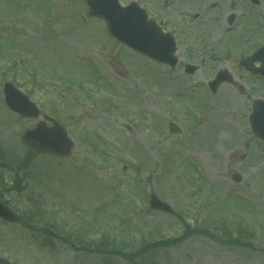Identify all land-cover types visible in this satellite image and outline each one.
<instances>
[{
	"label": "rangeland",
	"instance_id": "rangeland-1",
	"mask_svg": "<svg viewBox=\"0 0 264 264\" xmlns=\"http://www.w3.org/2000/svg\"><path fill=\"white\" fill-rule=\"evenodd\" d=\"M154 2L178 43L176 69L113 39L83 0H0V182L25 187L0 188V199L26 217L0 221V256L16 264H264V141L248 122L264 87L239 65L264 43V0L252 12L263 33L244 13L248 0ZM186 63L200 69L186 74ZM224 68L244 92L228 83L210 92ZM5 81L67 128L71 157L21 165L32 154L20 136L36 119L6 107ZM150 193L174 213L151 210ZM101 233L140 254L105 257ZM35 235L52 245L40 247Z\"/></svg>",
	"mask_w": 264,
	"mask_h": 264
},
{
	"label": "water",
	"instance_id": "water-1",
	"mask_svg": "<svg viewBox=\"0 0 264 264\" xmlns=\"http://www.w3.org/2000/svg\"><path fill=\"white\" fill-rule=\"evenodd\" d=\"M89 13L100 17L106 21L109 32L127 46L142 54H147L152 59L167 63L175 67L178 59L175 56L176 42L170 33L162 32V29L149 20L146 12L134 4L122 7L118 0H86ZM264 54V47L258 51L254 57L243 60L241 63L251 69L250 63L254 62L258 56ZM112 66L120 75L125 74V69L112 62ZM196 67L189 65L186 67L188 73H193ZM231 81L224 72L220 71L217 78L211 81L210 85L215 91L223 81ZM6 104L19 114L28 117H37L39 111L29 98L19 91L12 83H6L4 88ZM255 113L252 116L254 132L264 138V102L257 101L254 105ZM68 137L67 131L54 121L53 126H47L45 122L39 121L34 128L27 129L22 136L23 143L33 148L39 153H49L61 156H69L73 147V142ZM233 179L239 181L240 175L233 174ZM150 205L154 209L171 212L170 206L152 194ZM0 217L11 222H16L19 217L6 205L0 202ZM0 264H4L0 260Z\"/></svg>",
	"mask_w": 264,
	"mask_h": 264
},
{
	"label": "trees",
	"instance_id": "trees-1",
	"mask_svg": "<svg viewBox=\"0 0 264 264\" xmlns=\"http://www.w3.org/2000/svg\"><path fill=\"white\" fill-rule=\"evenodd\" d=\"M238 232L239 233L240 232H245L246 233V230H242V228L240 227V229L238 230ZM238 236H239V237H237L238 238V241H236V243L239 242V240L241 238L240 237L241 235H238ZM176 238H179V236H176L174 238H171L170 240H167V242H170V244L171 243L173 244V243H175V241H172V240H175ZM237 238H235V240ZM119 241L120 240H117L115 238V236H112V235L107 234V233H103V234L101 233L100 239L97 240V242L99 243L98 247H107V248L109 247V248H108V250H104V249L101 250L100 253L105 254V255H108V256H112V255H114V256H117V255L118 256H122L123 255V256H126L128 259H131V260L133 259V258H131L132 256H135V255H139L140 254V253H135V254L126 253V251L122 250V248L124 247V244L125 243H123V242L122 243H119ZM229 242H231V241H229ZM118 244H120V245H118ZM107 248H105V249H107ZM152 248H156V245L150 243V250ZM152 250H155V249H152Z\"/></svg>",
	"mask_w": 264,
	"mask_h": 264
},
{
	"label": "flooded vegetation",
	"instance_id": "flooded-vegetation-1",
	"mask_svg": "<svg viewBox=\"0 0 264 264\" xmlns=\"http://www.w3.org/2000/svg\"><path fill=\"white\" fill-rule=\"evenodd\" d=\"M133 2H135V3L139 4L140 6H142L143 8H145L146 9V12L148 13V15L151 18H154V19H156L157 21H160V22L161 21H165L164 20L165 17H162V15H160L159 12H152V6L155 4L154 0H121V3L123 5H127V4H130V3H133ZM163 6L167 10L168 9V1H165L163 3ZM255 8H259V6H255ZM160 18H161V20H160ZM255 50H257V49H250L248 51V53H246V55L244 57L250 56ZM255 66H256V68H261L262 63L261 62H256L255 63ZM246 73L250 77H252L253 80H256V82L258 83V85H257L258 90L263 89V87H264V79H262V76L261 75H259V74H252L250 72H246Z\"/></svg>",
	"mask_w": 264,
	"mask_h": 264
}]
</instances>
